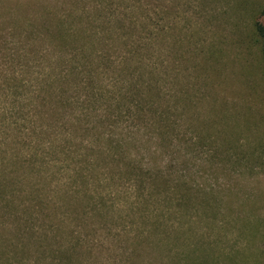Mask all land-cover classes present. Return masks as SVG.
<instances>
[{
    "label": "rangeland",
    "instance_id": "1",
    "mask_svg": "<svg viewBox=\"0 0 264 264\" xmlns=\"http://www.w3.org/2000/svg\"><path fill=\"white\" fill-rule=\"evenodd\" d=\"M263 9L264 0H0V177L17 173L35 177L39 172L52 179L45 190L51 213L58 210V217L70 223L68 231L82 236L91 249L102 244L110 251L105 250L109 254L99 264L119 260L128 264L121 245L132 239L136 222L124 215L126 200L117 198L116 191L129 194L131 188L104 186L108 202L119 209L121 213L115 214L123 220L115 224L97 220L92 225L97 234L89 237L74 221L73 205L66 206L60 192L70 184L66 172L72 169L61 154L55 159L47 150L52 143L76 142L69 126L81 130L95 113L96 118H105L103 96L108 97V91L115 94L117 87L105 55L115 63L124 58V50L137 48L143 54H134L135 62L140 60L146 70L157 69L162 93L167 98L175 95L177 103L167 125L175 130L177 156L186 152L189 158L183 174L193 185L192 217L182 222V230H190L177 243L178 251L189 252L190 264H264V58L256 32ZM129 31L134 32L125 37L131 38L129 43L113 45L108 39L111 33L120 36ZM150 34L158 38L154 48H149ZM64 35L71 37L66 40ZM90 35L106 37L102 46H96L94 58L95 65L107 66L95 70L102 72L103 81L90 89L71 83L68 94L78 104L89 91L91 101L99 99L104 108L90 109L87 102L86 107H72L64 116L67 127L52 132L34 111L39 84L55 76L53 71L65 75L58 66L81 47L77 38ZM78 118L80 122L74 121ZM123 122L131 124L130 119ZM44 124V132L35 134ZM87 138L81 139L86 142L94 136ZM150 145L147 153L139 152L144 162L160 151ZM34 154L45 160L41 174L29 166ZM34 183L30 180L29 187ZM92 214L86 208L87 218ZM166 223L178 226L176 221ZM13 225L6 222L4 227L11 230ZM167 259L157 255L143 264H168Z\"/></svg>",
    "mask_w": 264,
    "mask_h": 264
},
{
    "label": "trees",
    "instance_id": "2",
    "mask_svg": "<svg viewBox=\"0 0 264 264\" xmlns=\"http://www.w3.org/2000/svg\"><path fill=\"white\" fill-rule=\"evenodd\" d=\"M261 18L262 21L256 24V32L262 40L264 58V9ZM125 33L120 36L111 33L108 39L113 41V45L121 46V43H129L131 38L126 39V36L134 35L133 31ZM152 34L149 48L159 44L157 36ZM64 36H68L66 40L71 37ZM77 39L81 47L68 56L69 60L64 59L61 66H58L64 68L66 74L53 71L55 76L45 78L39 84L40 91L36 99V103H39L34 111L38 115L36 118L45 122L52 132L67 127L63 120L72 107H86V102L90 109L97 105L99 108L103 107L99 99L91 101L89 91L87 97L80 96L78 104H74L76 98L68 94L73 90L69 86L71 83H76L77 89L96 86L97 81H103L102 72L96 73V68H107L105 65L94 64L96 46L105 43L104 35H90L88 38L81 36ZM130 49L132 52L124 50V58H117L115 63L105 55L109 67L114 68L112 75L117 83L116 90L113 91L115 94L108 91L106 93L109 96H103L107 99V108L103 107L105 118H96L95 113L86 120L85 127L81 130L74 125L72 128L68 125L72 129V135L77 137L76 142L66 140L60 144L52 143L48 147L47 155L57 159L61 154L66 167L72 169L66 172L69 174L70 184L60 192L66 206L73 205V219L84 229L86 235L90 237L97 234L92 226L97 220L104 224H115L116 221L123 220L120 214H115L121 212L111 206L103 188L110 185L113 189L120 184H127L131 188L130 193L122 194L117 190L116 197L122 196L126 200L127 214L124 215L129 217L131 223L134 220L136 223L132 224L135 228L130 236L132 239H126L125 246L123 243L121 245V256L128 264H143L157 255L167 256L168 264H190L189 252L178 251L177 246V243L185 240L186 232L190 230H182V222H188L192 217L193 185L188 175L183 174L188 170L189 158L186 152H180L177 156V152L173 150L175 130L167 125L177 102L175 95L167 98L162 93V79L155 75L157 69L146 70L142 68L140 60L139 63L135 62L134 54L141 55L143 50L136 48L133 51V47ZM145 51H148L147 47ZM77 59L81 61L82 68L88 69V75H84L79 68ZM119 85L121 87L118 88ZM91 118H95L96 122H90ZM124 119H130L131 124L122 123ZM74 121L80 122L81 119ZM45 124L39 126L40 129L34 133H43ZM92 135L94 138L89 141L81 139H88ZM150 144L160 151L150 156L149 162H144V157L139 152L145 150L147 153L152 147ZM134 151L137 155L133 154ZM30 158L29 166L40 171L45 160L40 159L37 154ZM55 159H52L54 163ZM16 175L0 177V221L3 225L0 239L6 236V239L0 240V264L101 263L104 255L110 251L102 244L97 245L96 250L91 249L82 236L68 231L70 223L65 218L58 217V210L54 209L51 213L45 190L52 184V179L43 177L44 174L39 175V172L35 177L22 173ZM30 180H34V188L29 187ZM52 201L59 206L63 205L60 200ZM86 208L93 211L89 218L85 215ZM175 221L179 227L166 223ZM6 222H14L11 230L4 227ZM116 255L120 256V253ZM159 260L162 262L164 259ZM115 264L122 263L119 260Z\"/></svg>",
    "mask_w": 264,
    "mask_h": 264
}]
</instances>
